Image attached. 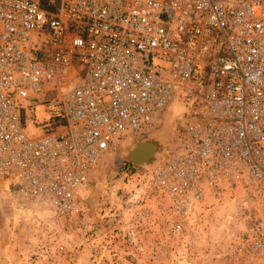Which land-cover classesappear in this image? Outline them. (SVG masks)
Wrapping results in <instances>:
<instances>
[{
  "label": "built area",
  "instance_id": "1",
  "mask_svg": "<svg viewBox=\"0 0 264 264\" xmlns=\"http://www.w3.org/2000/svg\"><path fill=\"white\" fill-rule=\"evenodd\" d=\"M176 93L170 144L149 169L125 161V223L192 239L240 190L236 259L264 264V0H0V192L76 217L100 159Z\"/></svg>",
  "mask_w": 264,
  "mask_h": 264
},
{
  "label": "rangeland",
  "instance_id": "2",
  "mask_svg": "<svg viewBox=\"0 0 264 264\" xmlns=\"http://www.w3.org/2000/svg\"><path fill=\"white\" fill-rule=\"evenodd\" d=\"M183 107V97L176 93L165 112L172 137L164 148L174 138L175 119ZM129 140L100 159L74 218L0 192V264H176L177 257L194 264H242L235 248L252 221L247 209L252 211L254 204L240 190L209 200L192 227V239L171 240L161 228L135 229L125 223L123 155L133 146Z\"/></svg>",
  "mask_w": 264,
  "mask_h": 264
},
{
  "label": "water",
  "instance_id": "3",
  "mask_svg": "<svg viewBox=\"0 0 264 264\" xmlns=\"http://www.w3.org/2000/svg\"><path fill=\"white\" fill-rule=\"evenodd\" d=\"M168 114L169 112L163 114L160 127L147 134L145 138L135 137L133 146L123 155L124 160L144 169H149L155 164L157 155L163 152L165 143L172 137L168 126Z\"/></svg>",
  "mask_w": 264,
  "mask_h": 264
},
{
  "label": "clouds",
  "instance_id": "4",
  "mask_svg": "<svg viewBox=\"0 0 264 264\" xmlns=\"http://www.w3.org/2000/svg\"><path fill=\"white\" fill-rule=\"evenodd\" d=\"M173 111H174V114L179 115V109L174 108Z\"/></svg>",
  "mask_w": 264,
  "mask_h": 264
},
{
  "label": "bare ground",
  "instance_id": "5",
  "mask_svg": "<svg viewBox=\"0 0 264 264\" xmlns=\"http://www.w3.org/2000/svg\"><path fill=\"white\" fill-rule=\"evenodd\" d=\"M133 141V143H134V141H135V137L134 138H131L130 140H129V142H132ZM157 161V160H156ZM153 166V165H152ZM151 166V167H152Z\"/></svg>",
  "mask_w": 264,
  "mask_h": 264
}]
</instances>
